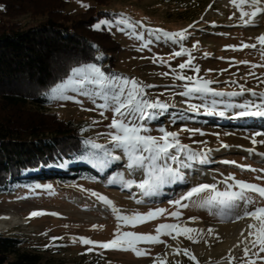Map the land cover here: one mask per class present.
<instances>
[{
  "label": "rangeland",
  "instance_id": "obj_1",
  "mask_svg": "<svg viewBox=\"0 0 264 264\" xmlns=\"http://www.w3.org/2000/svg\"><path fill=\"white\" fill-rule=\"evenodd\" d=\"M81 3L90 7L95 6L94 0H66L64 12L69 15L85 12L86 9L80 6ZM102 10L106 14L101 15L95 23L99 19L112 18L123 13L131 18L133 23L139 22L136 31L143 33L146 40L153 39L150 50L138 51L140 41L113 28L108 32L119 43L121 49L112 57V64L105 63L104 56L102 60H97V64L102 65L106 73L135 78L145 85H155L146 89L147 98L158 99L168 104L169 108L158 118L147 121V126L151 129L150 134L159 136L158 129L164 127L168 131L178 132L180 142L188 145L193 151L208 152V162L203 164L208 165V170L216 178L212 183H217L220 190L226 185L219 182L229 174L235 175L238 180L264 186V179H256L257 176L264 177V172L242 170L233 164L221 163L223 160H229L251 168L264 169V155H262L264 144L253 145L250 139L253 132L264 131V120L229 119L228 116H231L232 112H228L225 117H219L188 111V103L199 104L201 101L188 100L177 95L183 91L182 85L185 82L174 80L170 72V67L177 68L187 57L169 60L171 53L179 50L178 46L162 37L157 40L147 31V29H162L166 32L187 30V38L182 43L192 52L193 63L200 68V76L215 81L211 85L214 90L224 93L239 92L240 85H243L246 89L260 93L264 92V83H261V80H264V67H251L253 64L264 65L260 46L258 45L257 49L243 48L237 51H232L227 46L241 48L243 43H256L255 38L264 33V16H261L256 26H238L239 12L231 6L230 0H110ZM2 11L3 6L0 5V18ZM234 12H236L235 16H233ZM230 16L233 18L229 19ZM14 21L25 25L34 20L24 15ZM190 25L193 27L190 28ZM193 45L196 47L193 48ZM205 53L208 55L206 56ZM97 55L99 53L96 57ZM154 56L163 57L168 61V65H162L159 61L154 64L150 59ZM233 61L235 63H232ZM240 61L248 63H239ZM164 72H169V75L162 76L161 73ZM250 72L255 75H250ZM184 74L194 75L190 70H185ZM45 99L43 109L58 113L63 120L80 123L85 140H92L108 148L112 147L108 137L104 135L110 131L107 126L111 122V112H106L108 119H104L99 115V110L85 111L82 110L81 105L72 101H49L46 96ZM78 99L84 101L83 109L94 107L86 98L78 97ZM208 99L242 103L257 98L246 91L239 96L208 97ZM218 110H224L223 104ZM183 128L199 129L204 135H200L199 132L193 134L191 131H181ZM226 133L230 134L226 135ZM246 136L249 138H245ZM260 139L264 137H257L258 141ZM222 143L229 147H222ZM249 149L254 151L249 152ZM115 154L121 153L117 151ZM123 164L124 160L113 162L109 167L101 170L81 159H75L64 161L58 167L61 168L58 171L51 169L46 172L44 171L46 168H41L42 170L39 169L34 173H24L19 179L20 182L10 185L6 192H0V217L12 213L21 223L12 224L6 221L8 228H0V233L24 238L29 251L63 264H154L157 256L165 258V254L167 264H215L227 260L226 257L230 252L232 256L238 257L237 260L232 261V264H244L242 259L244 245L236 254L232 250L220 248L226 242V238L218 228L234 222H221L218 216L211 214L209 210L192 204L188 208L180 209L181 222H187L186 226L204 231L198 243H193L183 236L178 237L177 240L179 248L190 250L196 261L190 260L182 251L179 255L170 256L167 251L172 239L168 236L161 237L165 241L162 244L138 245L141 249L147 250V254L142 257H137L131 251L105 250L98 247L88 252L87 249L91 246L81 245L79 242L73 243V237H87L94 241L106 242L113 238L116 229L117 221L110 209L92 197L90 191H96L112 200L124 214H131L134 211L146 213L150 208L157 206L168 209L170 213L176 209L168 203L169 200L179 196L194 183L203 182L192 173L183 170L184 181L190 180L187 184L175 186L173 189L164 187L162 189L164 196L160 200L145 201L138 190L133 189L129 192L118 183L110 182L111 176L119 172H123L125 177H128V171ZM48 185H51V189L47 187ZM249 195L259 199L255 193ZM130 196L143 199L144 203L138 205L130 199ZM260 206H264V202ZM33 211L55 212L59 213V216L45 214L28 219ZM193 217L196 220L191 222L190 218ZM175 222H177L175 218L165 215L135 228L129 227L123 230L154 235L159 224ZM93 225L102 227L93 229ZM208 228L214 229L213 235H208ZM52 237H63V239L53 241ZM196 246L201 247V252H196ZM261 256H264V253H261ZM257 264H260V261H257Z\"/></svg>",
  "mask_w": 264,
  "mask_h": 264
},
{
  "label": "snow or ice",
  "instance_id": "obj_2",
  "mask_svg": "<svg viewBox=\"0 0 264 264\" xmlns=\"http://www.w3.org/2000/svg\"><path fill=\"white\" fill-rule=\"evenodd\" d=\"M230 4L236 12H239L238 20L240 23L238 26H254L256 17L264 16V0H230ZM80 6L85 9L90 7L83 3ZM236 12L233 13V16L236 15ZM232 18V16L229 17V19ZM138 23H133L131 18L121 13L112 18L99 19L92 27L96 31H111L116 28L117 31L140 41L138 51L150 50L153 39L146 40L143 33L136 31ZM189 27L191 28L193 25ZM147 31L157 40L162 37L178 46L179 50H174L169 60L176 57H187L184 62L179 63L177 68H171L170 65L169 67L174 80L185 82L182 85L183 91H180L177 95L186 97L188 100L199 99L201 101L199 104L188 103V111L205 116L219 117H225L228 112H232V115L228 116L229 119L252 118L264 120V92L257 93L240 85L239 92L224 93L211 87L215 81L200 76V68L193 63L192 52L185 48L182 43L187 38V30L166 32L162 29H147ZM255 39L256 43H243L241 48L233 45H229L227 48L237 51L243 48L257 49L259 45L262 58H264V33ZM93 47L97 46L93 45ZM195 47L196 45H193V48ZM205 55L208 54L205 53ZM102 59L103 53L97 55L96 60ZM150 59L154 64L159 61L162 65H168V61H165L163 57L154 56ZM239 63L247 64L248 62L240 61ZM251 67H264V65L253 64ZM185 70L192 71L194 75H185ZM249 74L255 75L251 72ZM161 75L166 77L169 72L161 73ZM232 83H236V81H232ZM261 83H264V80H261ZM153 87L155 85H145L135 78L116 73H106L102 65L93 62L72 67L65 79L45 93L49 101H72L81 105L82 110H99V115L104 119H108L105 113L111 112V122L107 126L110 131L104 135L108 137V142L112 147L108 148L92 140H85L84 145L90 147L93 151H86L80 159L101 170L109 167L113 162L124 160L123 167L128 171V177L126 178L123 172H119L111 176L110 182L118 183L129 192L136 189L142 197L159 196L166 185L184 181L182 169L190 168L193 162H208V152L193 151L188 145L180 142L178 132L168 131L164 127H160L158 129L159 136L150 134L151 129L147 126V121L158 118L169 108L168 104L158 99L150 100L147 98L146 89ZM246 91L257 99L245 100L242 103L208 99V97L239 96ZM78 97L86 98L94 107L83 109L84 101L78 99ZM221 104H223L224 110H218ZM234 109L238 111H233ZM93 123H97V121H93ZM181 131H191L193 134L199 132L200 135H204L199 129L183 128ZM257 137H264V131H255L250 136L253 145L257 143L264 144V139L258 141ZM245 138L249 137L246 136ZM221 146L224 148L229 147L223 143ZM117 151L121 154H115ZM248 151L252 152L254 150L249 149ZM221 163L225 165L233 164L242 170L264 172V169L240 165L235 161L223 160ZM137 174H139V178H137ZM256 179L261 180L264 177L257 176ZM219 183L225 184L226 187L220 190L217 183H194L179 196L168 201L176 209V211L170 213L168 209L157 206L150 208L146 213L134 211L131 214H124L123 210L116 207L112 200L96 191H90L89 194L92 197H95L110 209L117 221L116 229L113 232V238L106 242L94 241L87 237H73V243L79 242L81 245L91 246L87 249L88 252L98 247L105 250L131 251L137 257L147 254V250L141 249L138 245L165 243L161 239L162 236H168L174 241L183 236L193 243H198L204 230L188 227L186 226L187 222H181L180 209L188 208L192 204L209 210L211 214L218 216L221 222H237L247 218L250 222L247 224V229L240 232L241 239L235 247L240 248L241 244L244 245L242 249L244 264H257V261L264 264V256H261V253H264V206H260L264 202V186L238 180L233 174L225 176ZM37 187L40 186L37 185ZM47 187L51 189V185ZM81 190L88 191L86 189ZM249 193L257 194L259 199L254 198ZM130 199H133L138 205L144 203L143 199H137L135 196H130ZM45 214L59 216V213L55 212L33 211L29 214L28 219ZM165 215L175 218L177 222L159 224L154 235L123 230L129 227L135 228L140 224H145ZM2 218L7 219V217ZM195 220V217L190 218L191 222ZM98 227L102 226L93 225V229ZM245 231H247V235H245ZM207 233L210 236L213 235L214 229L208 228ZM51 239L55 241L61 240L63 237H52ZM168 247L171 246L168 245ZM181 251L190 260L196 261V257L190 250L180 249L179 247L173 248L176 255H179ZM226 259L228 264H232V261L237 260L238 257L232 256L230 252ZM154 264H167L166 254L165 258L157 256Z\"/></svg>",
  "mask_w": 264,
  "mask_h": 264
},
{
  "label": "trees",
  "instance_id": "obj_3",
  "mask_svg": "<svg viewBox=\"0 0 264 264\" xmlns=\"http://www.w3.org/2000/svg\"><path fill=\"white\" fill-rule=\"evenodd\" d=\"M110 0H94L78 15L64 12L66 0H0V192L25 172L80 159L82 125L45 111V93L72 67L105 63L121 49L107 30L93 29ZM28 15L32 23L14 21ZM93 45L97 47H93ZM104 63V64H105ZM64 181V180H62ZM26 240L0 233V264H63L29 251Z\"/></svg>",
  "mask_w": 264,
  "mask_h": 264
},
{
  "label": "bare ground",
  "instance_id": "obj_4",
  "mask_svg": "<svg viewBox=\"0 0 264 264\" xmlns=\"http://www.w3.org/2000/svg\"><path fill=\"white\" fill-rule=\"evenodd\" d=\"M261 16H257L254 22V26L259 24ZM54 170L58 171L61 168L49 166V168L44 169V171L48 172L49 170ZM42 170V169H41ZM188 171L193 174L194 177L201 179V181L205 183H212L213 181L216 180V178L211 174V172L208 170V165L200 163V162H195L191 165L190 168L182 169V171ZM190 180L187 179L183 182H177L171 185H166L165 189H173L175 186H181L184 184H187ZM164 196V193L161 191V194L159 196H152V197H144L145 201L148 200H160ZM2 217H7V219H4ZM6 221H10L12 224H19L21 223L20 219H18L14 214H6L2 215L0 217V228L5 229L8 228V224H6ZM250 221L246 218L244 220H239L234 223H228L226 225H223L218 228V230L225 236L226 242L220 247L222 249L226 250H232L235 254L238 253V250L240 248H236L235 245L239 243L240 238V232L242 230L247 229V224ZM200 226V225H198ZM245 235H247V231H245ZM171 247H168V253L170 256H175L176 254L173 252V248L179 247V241L176 240H171L170 244ZM243 244H241L242 246ZM240 246V247H241ZM196 252H201V247L196 246L195 247ZM204 264V263H203ZM207 264V263H205ZM215 264H228V260H224L222 262H218Z\"/></svg>",
  "mask_w": 264,
  "mask_h": 264
}]
</instances>
